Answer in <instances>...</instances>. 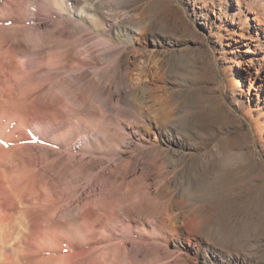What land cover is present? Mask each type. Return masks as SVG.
I'll use <instances>...</instances> for the list:
<instances>
[{
  "label": "rangeland",
  "instance_id": "1",
  "mask_svg": "<svg viewBox=\"0 0 264 264\" xmlns=\"http://www.w3.org/2000/svg\"><path fill=\"white\" fill-rule=\"evenodd\" d=\"M28 1L44 46L26 40L27 61L72 84L59 184L72 214L102 216L94 257L264 264V14L256 33L241 13L264 0Z\"/></svg>",
  "mask_w": 264,
  "mask_h": 264
},
{
  "label": "bare ground",
  "instance_id": "2",
  "mask_svg": "<svg viewBox=\"0 0 264 264\" xmlns=\"http://www.w3.org/2000/svg\"><path fill=\"white\" fill-rule=\"evenodd\" d=\"M25 2L0 0V264H105L102 216L72 214L71 197L60 190V177L70 173L74 157L72 84L58 80L57 68L42 74L40 58L36 66L27 61L26 40L32 39L39 57L44 37L37 19L41 9L36 4L29 10ZM25 5L32 20L25 21ZM241 13L246 22L258 21L260 33L264 8ZM257 128L264 133L263 120ZM74 217L81 219L80 230L72 227ZM97 251L103 255L94 257Z\"/></svg>",
  "mask_w": 264,
  "mask_h": 264
}]
</instances>
